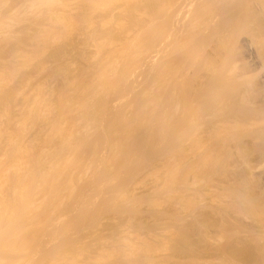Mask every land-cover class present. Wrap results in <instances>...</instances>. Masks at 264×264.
Listing matches in <instances>:
<instances>
[{"label":"rangeland","instance_id":"obj_1","mask_svg":"<svg viewBox=\"0 0 264 264\" xmlns=\"http://www.w3.org/2000/svg\"><path fill=\"white\" fill-rule=\"evenodd\" d=\"M55 1L53 5H39L38 0H0V115L2 121L4 117L3 122H6V118V120H11L10 124L13 125L14 120L12 122V119H19L20 115L23 117L21 107L24 103L20 102L23 99L22 95L27 93L25 96L29 97L28 94L31 96L35 93L36 95H34L37 97L38 93L33 87L36 86V83L41 87L47 85L43 95L51 96L47 99L51 105L57 103V97L54 96L57 95V87L61 84V76L59 77L57 73H62L65 79L74 83L85 76L88 78L87 76L97 70L93 69L96 68L94 67L96 64L94 66L92 64L100 59L103 62L102 60L108 56L114 57L117 54L116 56L119 57L118 53H120L126 60L123 61L129 60V63L132 64V61L136 59V62H133V68H131L134 71L127 80L126 73L128 71L124 70V63L119 61L121 59L115 62L116 66L118 65L116 67L118 71L121 70V74L116 73L123 76L122 74L126 72L123 76L125 79H119V82L116 80L115 86H112L113 89L111 88V91L108 89L109 94L107 93L108 97L106 96L108 103L102 108L97 130L90 131L92 134L89 135L90 138L86 139L87 143L85 141L79 146L80 150L78 149V151L80 152L77 154L83 153L84 155L78 157L76 154L75 159H72V166L78 165L77 163L80 161L83 162L79 163L83 164L78 167L81 169L84 165L93 163V171L91 170L82 179L83 181L75 183L77 188L74 189L75 194L69 202L66 199L65 206L63 205L58 210L54 209L55 212L57 211L56 213L53 211L55 214L50 212L53 215L52 218L47 216V206H45V211L39 210V216H37V211L34 212L36 213L34 216L32 210L31 213L26 211L28 214L25 210L24 213L21 209L13 210L11 214L14 215V218L9 223H0V264H264V112L261 110L262 107L264 109L263 82L257 84L259 87L257 86L258 91L255 98L257 105L253 107L255 108L253 109L255 110L254 119L248 121L243 129L239 128L238 130L229 125L230 128L223 130L220 143L225 154L223 153V158L217 156L216 163V158H213L205 147L200 146L205 149V151L200 150L203 152H199L198 149L199 145L206 144L205 132L209 124L207 121L211 119L205 117L204 123L201 121V118L206 115L207 109L202 101L196 99L195 95L198 92L194 90L195 87L207 81L206 71L201 70L199 66L204 62L205 52L208 50L207 40L215 30V27L210 26L213 24V20H209L210 24L206 23L208 24L206 26L210 27V31L205 27L206 34L205 32H203L204 35L200 33L196 36L195 34L196 39L191 37L192 42L189 41L188 44L186 43L187 45L181 41L183 46H180L181 43L178 41L183 40L189 29L194 26H189L193 23L191 21H198V18L191 17V13L195 14L192 11L189 13L190 16L188 14L192 19L186 17V23L191 22L188 23L190 28L183 29L187 25H182V28L181 24H186L184 22L186 15L184 16L180 12L179 7L181 8L182 4L180 0H160L158 1L161 2L160 6L156 4L155 0ZM199 3L205 4L206 1H198L195 4L200 6ZM182 15L184 20L181 23ZM56 16H58V20H56ZM194 17L196 18V15ZM54 18L56 22H54ZM172 18L179 19V22ZM174 21L178 25L174 24ZM73 24H75L74 27H72ZM175 29H178L179 32H173ZM181 29L182 31H180ZM183 30L187 33L183 34ZM211 30L213 31L211 32ZM176 32L178 33L176 34ZM167 43L173 44L176 51L173 45L172 48L170 45L167 49L165 46ZM159 46L165 49L162 50L164 52H159ZM151 55H155V58L150 59ZM129 57L134 60L130 61ZM245 65H247L245 68L249 69L247 72H252L249 77L255 78L251 80L247 76L244 78L247 79V82L248 80L254 82L259 72L260 74L262 71V74L264 73V70H255L256 68L254 69L248 62ZM63 69L64 71H62ZM161 76L164 81H168L169 85L167 84L166 92L158 95L156 86L161 80ZM50 77L53 83L49 80ZM47 78L49 79L47 80ZM56 79L59 81H55ZM44 81H47L45 86L42 85ZM149 86L153 88L154 92L151 93L152 89L150 90ZM31 90H33L32 94ZM204 94L209 99L222 98L210 90H206ZM139 95H142L141 98ZM145 99L153 100L152 102L155 103L151 107L153 111H151L152 115L148 120L150 123L146 122L141 130L133 133L126 153L123 152L119 158L113 157L115 162L112 158L109 162L110 160L108 161L105 155L110 130L112 131L114 127L118 126V120L122 115L124 118L126 114L134 112L133 102L134 104H143ZM120 105L124 106L120 107ZM17 107L21 108L20 111ZM126 110L129 114L126 113ZM17 111L21 114L18 115ZM192 112H197L198 116L195 120H193L194 117L191 118L194 122L191 126V120L189 122L188 120ZM1 116L0 123L2 122ZM199 117H201L200 120L198 119L196 122ZM261 120L263 121L259 122ZM45 124L41 123L40 125H44V127L47 125L46 129H43L42 126L34 128V130L32 127L27 129L26 140L31 141L32 139L35 141V143L32 142L35 145L37 142L35 149L41 145L47 147V143H49L47 138L50 133L47 129H50V127L48 128L50 123ZM105 124L109 126H105ZM7 125L9 126V123L3 126L6 128H4L5 131L8 129V132L10 130L11 133L16 130L14 125L9 127ZM3 127H0L2 131H4ZM42 130L45 132L44 134ZM38 132L40 133L37 134ZM247 132L255 134L258 138L254 142H249L246 136L237 139L240 133L246 134ZM45 138L46 140H44ZM24 142L27 141L23 140L21 144ZM32 143L28 144V148L34 147ZM92 143L96 144L92 146ZM197 143L199 145H196ZM0 145L1 152L5 147L3 139L0 140ZM89 145L92 146L93 151L95 149L98 152L97 155L95 154L97 152L92 150L89 155L91 147ZM178 149L183 151L182 159H186L183 160L188 164L185 162L186 166L182 164L187 169L182 167L187 175L184 176V185L175 184L176 187L175 185H173L174 188L170 186L169 190L166 185L163 186L164 178H162V182L160 179L156 182L150 181L144 186H139L135 196L132 199L129 198L131 200H128V204L117 203L120 204L117 205L115 203L118 198L115 197L121 192V188H118L122 184L123 190L127 187L125 184L127 185L129 180L126 177L129 179L140 177L143 175L141 173L147 169H155L154 166L162 169L161 165L168 157V153H174ZM206 155H210V157L206 158ZM93 157L97 159L95 160ZM197 157L204 161L205 158L206 161L213 159L207 164L209 165L213 161L214 164L209 165L205 171L203 169L202 173L198 170L196 173L194 170H196ZM76 159L80 160L77 162ZM88 160H91L92 163L90 164ZM99 162L103 163L99 165ZM132 163L135 165L133 166ZM189 164L193 166L191 168L194 169L193 171L190 170L191 165ZM78 168L76 171L80 170ZM188 170L190 171L188 172ZM134 174L138 175L134 176ZM172 190L175 192L177 190L181 200L173 204H165L168 203L166 197L174 195ZM111 196L115 200L114 204L110 203L112 202ZM178 196L176 194L175 197L178 198ZM164 200L166 201L162 203L161 201ZM148 201L156 202L157 207L152 209L147 206L145 203ZM129 203H133V206L135 203L136 207H130ZM109 204H112L113 207ZM232 204H237L234 210H230V208H234ZM225 205L230 208L226 209ZM238 207L240 212H238ZM216 208L218 211H215ZM14 211L17 212L14 213ZM43 212H46V216ZM24 218H26L25 222H22ZM37 218L44 220L40 219L41 223L39 220H35ZM30 219L32 222L28 221ZM141 242L143 248H141ZM123 244L126 245L123 246ZM145 244L148 249L151 248L149 251L145 248L147 247ZM119 245H122V249ZM132 247L134 249L131 250L134 251H130L131 253L127 251ZM116 248L119 249V253ZM115 251L120 255L115 254ZM132 252L135 253L132 254Z\"/></svg>","mask_w":264,"mask_h":264},{"label":"bare ground","instance_id":"obj_2","mask_svg":"<svg viewBox=\"0 0 264 264\" xmlns=\"http://www.w3.org/2000/svg\"><path fill=\"white\" fill-rule=\"evenodd\" d=\"M155 1H156V4H158L159 6L161 5V2L160 3L158 2L160 0H155ZM198 1H201V2L206 1V3L205 4L199 3L200 6H197L198 4L196 5L195 3ZM55 2H56L55 0H38L39 5H53ZM68 2H70V0ZM181 2H182L181 8L179 7V9H180V12L183 13L184 16L186 15L184 22L185 23L187 22L186 17L192 11L195 14L192 15V13H191V17H193L194 19L198 18V21L194 20V19H193L194 21H191L190 19H192V18L189 17L190 16V14H189L188 17L190 19L188 18V20H190L193 23L188 22V23H191L190 25L188 23L181 24V26L187 25L184 28L182 26L183 29H186V28L189 29L190 27H188V25L189 26L194 25V26H192L191 29H189L188 33L186 32L188 35L183 30V34H186L184 39L183 40L178 39L179 41L177 40L178 42L181 43L180 46L182 45L181 41H183V44L185 45L186 43L188 44L189 41L192 42V38L196 39L195 37L197 36V34L199 35L200 33H202L204 35L203 32H205L204 31L206 29L205 27H207V30L209 29V31H210V27L208 28V26H206V25L211 23V22L208 23L209 20L210 21L216 20L215 21L216 23L212 21L213 24L215 23L214 26H213V24H210V26L212 25L213 28L215 27L214 28L215 30L214 31L211 30V32L213 31L214 33H213V35L209 36L210 38L207 40L208 41L207 42L208 43V50L205 52L206 55H205L204 60H203L204 62L202 63V65L199 66L201 70L206 71V73L208 75L207 81L204 84L195 87V89H194L196 92H198L195 95L196 99H199L200 101H202L205 104L204 106L207 109L206 115H204L203 117L201 116L202 118L201 117L197 118L196 122L198 121V119L200 120V118H201V121H203V123H204L205 117H206V119L209 118V120L210 119L211 120L207 121L209 124L207 123L208 128H207V131L205 132V143L206 144L202 143V144H205L203 146V145H199V143H197L196 145H199L198 146L199 152H203L200 150L205 151V149H206L207 151H209V153L212 154L213 158H216L217 156H219V157L221 156L223 158L224 157L223 155L225 153L223 152V146L220 143V137H221L222 133L225 130H227L228 128H230L229 125H231V127L233 126V127L237 128L238 130H239V128L243 129V126L248 121H251L254 119L253 115H254L255 110H253V109H255V108H253V107L255 105H257V103L255 104V98L257 97L256 93L258 91V87H259L258 85L262 82L264 84V73L262 74L263 71L261 72L262 75L259 72L258 73L259 75L256 76V78H257L255 80L256 82L255 81L251 82V80H254L255 78L249 77L250 74L252 75V72L251 71L247 72V70H249V69H246L247 65H245L248 62L249 65H251L254 69L256 68L255 70H257V69L258 70L259 69L264 70V0H183V1L180 0V3ZM183 15L181 17L182 18L180 21L181 23L184 20ZM195 15H196V18L194 17ZM56 17H57L56 20H58V16H56ZM55 18H54V22H56ZM59 19H60V17H59ZM159 20L161 21V19H159ZM172 20H176V18H174V19L172 18ZM176 21L179 22V19ZM206 23H208V24H206ZM172 24H173V21H172ZM174 24L178 25L177 23H175V21H174ZM74 26H75V24L72 25V27H74ZM178 29L177 30L175 29L173 32H175V31L179 32ZM180 31H182V29ZM186 31H188V30H186ZM215 31H216V33H215ZM178 32H176V34ZM195 34H196V36L194 37ZM205 34H206V32H205ZM185 38H187V39H185ZM207 38H208V36H207ZM170 45H171V43H167V45H165V46L168 49L170 47ZM172 45L170 48H172ZM165 46L163 45L164 48H165ZM163 47L159 46V52H161L164 49ZM173 48L175 50L176 47H174V45H173ZM162 52H164V51H162ZM172 52H173V50H172ZM106 55H108V54H106ZM118 55H120V56L119 57H117V56L113 57L110 55L111 57L108 56L107 58L102 60L103 62H101V59L97 60V62L99 64L97 62H94L92 65L94 66L96 64V66H94L96 68H93V69H94V71H95V69H97V70L94 73H91V75L93 74L92 76L90 74H87V75H90V76H87L89 79L85 78L86 77L85 76L80 81H78V82L75 81L73 83V82H69L67 79H65L63 77L62 73H57L59 77L61 76V79H60L61 84L57 83V84H60L57 87V89H58L57 95L55 94V96H54V97H57L56 98L57 103L55 102L56 101L55 100L54 101L55 104H52L53 106L51 105L49 100L47 101V99L51 96L48 94H46V96L43 95V92L45 91L44 88L47 87V85L45 86V83L47 81L46 82L44 81V83L42 84L45 87H43V86L41 87V86L37 85V83H36V86H39V87H36L35 85L33 87L36 89V93H38L37 97L35 96L36 94L34 92L33 93L35 95L32 94V91L34 89L31 90V92H30L32 94L31 96H30V94H28L29 97H26L25 95L27 93L23 94L24 96L22 95L23 99L21 98L22 101H20V102L24 103L23 106L21 107L23 109V112H22L23 117H22V115H20L21 112H18V111H20L19 109H21V108L17 107L18 108L17 113L22 118L21 117L19 119L16 118V120H15V118L14 119L11 118L12 122L14 120L13 125L15 126V129L17 130V133H16V130L12 131V132H14L16 134H14V133L12 134V132L10 133V130L8 132V129L5 131L6 128L3 127L5 124L9 123V126H13V125L10 124L11 120H8V119L6 120V118H5V121L6 122L9 121V122L8 123L3 122L4 117H3V121H2V116L0 115L1 121H2L0 123V127L1 128L3 127V130H4V131H2V129L0 128V140L3 139L5 141V147L3 148L4 150L0 152L1 153L0 154V223L3 222L1 224H5L6 222L9 223V221H11V219L14 218L13 217L14 215L12 216V214H11L13 212V210L18 211L19 209H21L23 211V213H24V210H25V212L26 211L30 212L32 210L31 212H33L34 216L36 215V213L38 214L37 216H39V213H40L39 210L43 209L45 211L46 210L45 206H47L48 207L47 212L49 213V214L47 213V216L52 218L53 215L50 212H53V211L55 212L56 209L58 210L59 208H61L66 203V201L68 200V202H69L70 198L73 196V194H75L74 189H77L75 186L76 185L75 183L83 181L82 179L85 178L86 175H88V173H90L91 170L93 171V169H94L93 165L94 164L91 162V160H93V159H91L90 161L88 160L90 162V164L91 163L93 164V165L91 164L92 166L89 164L88 165L90 167L88 165L87 166L84 165L82 169H81V167L78 168L79 165H83V164H79L82 161L77 163L78 165H75V166L74 165L72 166L71 162L73 163L75 156L78 155V157H79V155L83 154V153L77 154L78 152H80V151H78V149L80 150L79 146H81V143H84L85 141L87 143L86 139L90 138L89 135L92 134L90 131L94 132L97 130L98 119L102 114V110H103L102 108H104L108 103L106 100L108 89L109 90L111 88L113 89V87L115 86L116 80H118L117 82H119L120 81L119 79H123V78L125 79V77H123V76L125 75V73L127 71L128 72L126 73V80L129 79V77L132 74V71H134L132 69L133 68L132 64L134 61L136 62V59L134 60V58H133L132 60H134V61H132L129 57L130 61H132V64H131V63H129V60H127V62H125L126 60L123 57V54L118 53ZM136 57H137V55H136ZM149 58L154 59L155 55H151V57L149 56ZM119 59H121V60H119ZM126 59H128V58H126ZM137 59L139 60V57H137ZM117 60L122 61L124 63L125 69L124 68H122V69H124L126 72H124V74H122L123 76L120 75L121 70L119 72L118 69L116 68V67H118V65L116 66V63H115ZM123 60H125V61H123ZM249 65H248V67H249ZM249 68H251V67H249ZM116 69H117V71H116ZM254 69H253V72H254ZM62 71H64V69ZM91 71H92V68H91ZM116 72L117 73L119 72L120 76ZM52 73H51V75H52ZM63 73H65V72H63ZM116 75H118V76L116 77ZM161 75H163V74H161ZM247 76H248V78H251V80H248V82L246 81L247 79L246 80L244 79ZM157 78H159V77H157ZM48 79L49 78H47V80ZM49 80L52 81V78ZM57 80L59 81V79H56L55 81H57ZM126 80H124V81H126ZM243 80H244V82H243ZM165 82H167V83L165 84ZM52 83H53V81H52ZM120 84H122V83H120ZM167 84H168V81H164L163 76H161V80L157 83V86H156V92L158 95L166 92L165 91L166 87L169 85V84L168 85ZM154 86H155V84H154ZM149 88H150V86H149ZM130 89H132V88H130ZM51 90L49 91L50 93H51ZM150 90L152 93L153 88L151 87ZM206 90L216 92L218 95H220L219 98L220 97H222V98H220V99H209L204 94ZM123 91H124V89H123ZM124 93H126V92H124ZM47 95H48V97H47ZM152 95H154V94H152ZM141 96L139 95L140 98H141ZM149 97H150V95H149ZM147 98H148V95H147ZM50 99H52V98H50ZM133 99H135V98L133 97ZM149 100L145 99V101H143V104H141V103L138 104L136 102H135L136 104H134V102H133L132 105L134 106L133 107L134 112L133 113L131 112L132 114L131 113L129 114L130 109L128 108L129 110L128 109L127 110L129 112L126 110V113H128L129 115L126 114L124 118L122 115L121 116L122 118L120 117V119L118 120L119 122L117 121L118 126L115 125L117 127H114V129L112 131L109 129L110 132L108 134V139H107L108 143H107V149H106V155H105V158L108 161L110 160L109 162H111V158H112V160H114L113 157L119 158L120 155L123 154V152L126 153V151H127L126 149H128V146H130L129 142L131 141V139L133 137V133L141 130V128L144 127L146 122L150 123L148 120L150 119L149 116L152 115L151 111H153V110L151 107H152V104L154 102H152L153 100L152 101L151 100L149 101ZM123 106L120 105V107H123ZM53 107H55V108L57 107V108L54 109ZM261 110L264 112L263 107ZM120 114H121V112L119 113V115ZM197 116H198L197 112H192L188 122L193 117H194L193 120H195V118ZM7 118H9V117H7ZM262 121L263 120H261L259 122H262ZM46 122L50 123V125L48 126V128L50 127V129H47V131L49 130V133H50V135H48V138H47L49 143H47V147H43L44 145H41V147L35 149L37 142L35 145L34 144L35 141H33L32 139H31V141L28 139L26 140L27 129L32 127L34 130V128H41V126L44 129L45 127H47ZM2 123H3V125H2ZM41 123H44V124L46 123L45 124L46 126L44 127V125H40ZM190 123L192 126L194 122L191 120ZM100 124H102V123H100ZM105 126H109V125L105 124ZM50 130H51V132H50ZM98 131H100V130H98ZM42 132H43V130H42ZM8 133H10V134H8ZM39 133L40 132H38L37 134H39ZM44 133L45 132H43V134ZM243 136H246L248 138L249 142H254L258 138L255 134H252V133L248 134V132H247L246 134L240 133L239 137L237 136L238 137L237 139H239ZM31 137H32V135H31ZM28 138H30V137L28 136ZM42 138H40V139L42 140ZM23 140L27 141V142H24L21 144V142H23ZM44 140H46V138ZM91 140H94V139H91ZM37 141H40V140H37ZM32 142H34V143H32ZM30 143L34 144V147L30 146L28 148V144H30ZM42 144H43V142H42ZM95 144H93L92 146H94ZM89 146H91V145H89ZM89 146H87V147H89ZM92 146L89 148L90 149L89 155L93 151V149H91ZM200 146L202 148L205 147V149H202ZM206 146H207V148H206ZM178 150L180 151L181 149H178ZM178 150L174 151V153L176 152V154L171 153V152H170L171 154L168 153V157L165 159L164 162L161 160L163 162V165H161L162 169L160 168L161 170L154 166L153 168H155L156 170L155 169H150V170L147 169L144 173L143 172L141 173V175L142 174L143 175L140 177L135 178L132 176L133 179H129V177H126V178H128L127 180H129V181H127L124 178L125 181H127V185L125 184V186H127V187H125L123 190L122 189L123 184L120 187L118 186L119 187L118 189L121 188L120 189L121 192H120V190L117 189V191L120 192L115 197V198L118 197L116 199L117 202H115V200L112 199L113 196L110 197L112 202H110V201H108V202H110L112 204H114V202L116 204L117 203H121V204L127 203L128 204V202H129L128 200H131L135 196L136 192L139 190V186H144L145 184L149 183L150 181L156 182V180L158 181V179H160V181H161L162 178H164L163 186L166 185V187L168 189L170 186L172 188L173 185H175V184L176 185L178 184V186L184 185V183H185L184 176L186 177L187 175L184 171L185 168L183 166L185 165L184 160H186V159H184V158H183L184 160L182 159V152L183 151L179 152ZM94 151H96V150L94 149ZM95 154L97 155L98 152ZM196 154L198 155V153H196ZM213 154H214V156L215 155L216 156L214 157ZM210 155H208V156L210 157ZM208 156L206 155L205 157L207 158ZM194 157H196V156H194ZM206 158H205V161L203 159L200 160V158H198V161L200 163L197 161V163H195L196 164L195 165L196 170L193 169L194 171H196V173H197V170L202 173L203 169L205 171V169L207 167H209V165L211 166L212 163L214 164V161H213V162H211V164L209 163V165H208L207 163L213 159H209V161L208 160L206 161ZM217 158L215 159L216 163L218 160ZM122 159L124 160V157ZM79 160H77V162ZM85 160H86V158L84 159V161ZM107 160H106V162H107ZM114 162H115V160H114ZM101 163H103V162H101ZM101 163L99 162V165ZM120 163H122V162H120ZM157 163H158V161H157ZM74 164H75V161H74ZM117 164H119V163L117 162ZM154 164H156V163H154ZM182 164H183V166H182ZM198 164H200V165H198ZM119 165H121V164H119ZM132 165H133V163H132ZM134 165H135V163H134ZM140 165H141V163H140ZM189 165H191V164H189ZM96 166H98V165H96ZM116 167H118V166H116ZM212 167H214V166H212ZM77 168H78V170L79 169L80 170L76 171ZM186 168H188V167H186ZM191 168H193L192 165L190 167V170H192ZM116 169H118V168H116ZM124 169H126V168L124 167ZM111 170H110V172H111ZM113 170H114V168H113ZM185 170H187V169H185ZM190 170H188V172ZM75 171H76L77 175L75 174ZM77 172H79V173H77ZM130 172H131V170H130ZM106 173H107V169H106ZM73 174L76 176L74 177ZM104 174H105V172H104ZM210 174H211V172H210ZM135 175L136 174H134V176ZM127 176H129V175H127ZM200 176H201V174H200ZM159 177H161V178H159ZM203 177H204V175H203ZM92 178H93V176H92ZM176 185H175V187H176ZM87 186H89V185H87ZM41 189H42V191H41ZM172 191H174V190H172ZM154 193H156V192H154ZM165 193H166V190H165ZM173 193H174V195L172 194L171 196L167 193V195H169V197H166L167 195L163 196L164 198L165 197L168 198L167 199L168 203H165V204H169V203L173 204V203H176L177 201L181 200V198H180L181 196L180 195H179L180 197L178 196L179 193L177 192V190H176V192L174 191ZM176 194H177L178 198L175 197ZM129 198H131V199H129ZM234 200H236V199H234ZM165 201L166 200L161 201V202L163 203ZM232 202H234V201H232ZM238 202H239V200H238ZM162 203H159V204L161 205ZM145 204H147V206L151 207L152 209H154V207H157V205H158L156 202H149V201ZM234 204H232L234 207L233 209H231L232 206L230 204L229 205L231 206V208L229 206L225 205L226 209L229 207L230 210H234L235 206L237 205V204L236 205H234ZM107 205H108V203H107ZM117 205H120V204H117ZM117 205H115V206H117ZM170 205H168V206L171 207L172 205L171 206ZM238 205L241 206V204H239V203H238ZM129 206L130 207H136L135 203H134V206H133V203L132 204L129 203ZM111 207H113V206H111ZM127 207H128V205H127ZM239 207H238V209H239L238 212L241 211ZM173 208L175 209L174 205H173ZM49 209H51V210L49 211ZM132 209H135V208H132ZM236 209H237V207H236ZM224 210H225V207H224ZM17 211H14V213ZM35 211H37V212L34 213ZM215 211H218L217 208ZM235 211L237 213V210H235ZM30 213H29V215H30ZM43 213L46 216V214H45L46 212H43ZM253 213H255V212H253ZM237 214H239V213H237ZM16 217H17V215H16ZM34 218H36V217H34ZM43 218H40V219H43ZM25 219L26 218H24V221H22V222H25ZM40 219L37 218L35 220H39V222H41ZM47 219H49V218H47ZM16 220H17V218H16ZM28 221L32 222L31 219ZM45 221H44V224H45ZM259 221H261V220H259ZM47 222H48V220H47ZM263 222H262V224H263ZM35 224L38 225L37 223H35ZM44 224H42V225H44ZM39 225H41V224H39ZM33 227H37V226H33ZM31 228H32V226H31ZM0 229H1V227H0ZM18 230H19V228H18ZM24 232H26V231H24ZM26 234H27V232H26ZM125 245L123 244V246H125ZM128 245H130V244H128ZM119 246H121L120 248L122 249V245H119ZM142 246H143V243L141 245V248H143ZM137 247H139V246H137ZM149 247H150V245H149ZM126 248H128V247L126 246ZM145 248L148 249V246ZM116 249H118V248H116ZM123 249H124V247H123ZM131 249H134V248L132 247V248H130V250L127 249V251H129V252L134 251ZM150 249L151 248H149L148 251ZM182 249H183V247H182ZM112 251H114V250H112ZM122 251H121V254H123V252L127 253V251H123V252ZM140 251H141V249H140ZM145 251H146V249H145ZM137 252L138 251L136 250V253ZM151 252H153V251H151ZM118 253H119V249H118ZM133 253H135V252H132V254ZM240 253H241V251H240ZM108 254H109V252H108ZM115 254H117V252ZM117 255H120V254H117ZM136 255H138V254H136Z\"/></svg>","mask_w":264,"mask_h":264}]
</instances>
